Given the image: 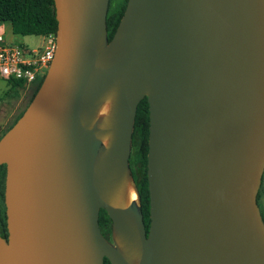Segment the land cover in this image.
<instances>
[{"label":"water","instance_id":"1","mask_svg":"<svg viewBox=\"0 0 264 264\" xmlns=\"http://www.w3.org/2000/svg\"><path fill=\"white\" fill-rule=\"evenodd\" d=\"M53 2L54 56L0 137V264H264V0H127L109 40V0ZM144 97L147 232L129 166Z\"/></svg>","mask_w":264,"mask_h":264},{"label":"trees","instance_id":"2","mask_svg":"<svg viewBox=\"0 0 264 264\" xmlns=\"http://www.w3.org/2000/svg\"><path fill=\"white\" fill-rule=\"evenodd\" d=\"M127 0H109L106 26L108 40L112 37L116 26L123 14ZM0 19L8 21L12 33L27 35L55 34L57 20L53 0H0ZM17 120V119H16ZM148 103L142 98L136 109L134 126L131 137V152L129 164L134 168V184L139 196L140 208L146 232L149 226V196L146 176V154L148 149ZM5 165H0V234L5 230L6 216L4 204ZM259 206V191L257 193ZM262 211H260L261 213ZM264 222L263 214L261 213ZM98 223L101 233L106 239L111 235L110 218L104 209L99 210ZM3 236V235H2ZM104 264H110L104 258Z\"/></svg>","mask_w":264,"mask_h":264},{"label":"built area","instance_id":"3","mask_svg":"<svg viewBox=\"0 0 264 264\" xmlns=\"http://www.w3.org/2000/svg\"><path fill=\"white\" fill-rule=\"evenodd\" d=\"M5 22L0 19V78L24 87L45 75L56 48L55 34L39 35L35 47L7 43Z\"/></svg>","mask_w":264,"mask_h":264},{"label":"rangeland","instance_id":"4","mask_svg":"<svg viewBox=\"0 0 264 264\" xmlns=\"http://www.w3.org/2000/svg\"><path fill=\"white\" fill-rule=\"evenodd\" d=\"M4 39L7 43L13 44H23L28 47H35L40 43L41 37L39 35H27L22 36L18 34H14L11 31L10 23L8 21L5 22V35ZM19 86V83L7 82L6 80L0 78V120H2V124L8 125L11 123L12 119H17L21 113H19L29 101L22 104V101L18 99V95L14 97H10L8 95V90L10 87ZM19 114V115H18ZM15 119V120H16ZM259 208H261L263 218H264V171L262 174V179L259 187ZM111 240V235L109 237Z\"/></svg>","mask_w":264,"mask_h":264},{"label":"flooded vegetation","instance_id":"5","mask_svg":"<svg viewBox=\"0 0 264 264\" xmlns=\"http://www.w3.org/2000/svg\"><path fill=\"white\" fill-rule=\"evenodd\" d=\"M43 77L36 78L32 83H30L24 87H20V86L10 87L8 90V95H10V97H14V96L18 95L17 97H18V99H20V101H22V104L26 103V101L30 102V100L34 96L36 90L38 89L39 85L41 84ZM26 106L19 113L22 114V112L24 111ZM15 119H12L11 123H9L8 125H5V126H4V124H2V120H0V137L5 133V131H7L13 125V123L16 121ZM129 166H130V164H129ZM130 173L132 175V179L134 180L135 175H134V168L132 166H130ZM259 199H260V197H259ZM259 209L261 211V208H259ZM4 211H5V209H4ZM5 221H6V219H5ZM0 230H1V228H0ZM2 235L0 234V236L3 237L4 239L7 238L6 225H5V230L2 231Z\"/></svg>","mask_w":264,"mask_h":264},{"label":"bare ground","instance_id":"6","mask_svg":"<svg viewBox=\"0 0 264 264\" xmlns=\"http://www.w3.org/2000/svg\"><path fill=\"white\" fill-rule=\"evenodd\" d=\"M108 109H109V104H108V102H105L102 105V107L99 111V114H101V115L106 114L108 112ZM124 193H125L124 205L129 204V202H131V201L137 200V195H136L135 189L131 183H128V185L125 187Z\"/></svg>","mask_w":264,"mask_h":264}]
</instances>
